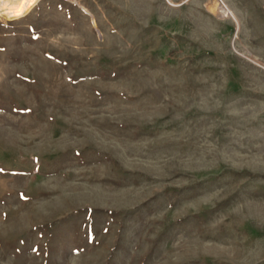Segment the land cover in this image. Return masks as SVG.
<instances>
[{
	"label": "rangeland",
	"instance_id": "obj_1",
	"mask_svg": "<svg viewBox=\"0 0 264 264\" xmlns=\"http://www.w3.org/2000/svg\"><path fill=\"white\" fill-rule=\"evenodd\" d=\"M19 3L0 264H264V0Z\"/></svg>",
	"mask_w": 264,
	"mask_h": 264
},
{
	"label": "clouds",
	"instance_id": "obj_2",
	"mask_svg": "<svg viewBox=\"0 0 264 264\" xmlns=\"http://www.w3.org/2000/svg\"><path fill=\"white\" fill-rule=\"evenodd\" d=\"M38 3V0H20V3L17 4L15 7L11 9V11L15 14V17L18 18L20 15L23 14V12L26 9H30L32 6ZM5 8H8L7 4L3 5ZM13 15H9L8 19L11 20L13 19Z\"/></svg>",
	"mask_w": 264,
	"mask_h": 264
}]
</instances>
